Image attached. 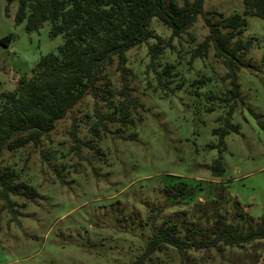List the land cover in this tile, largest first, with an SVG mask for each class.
I'll list each match as a JSON object with an SVG mask.
<instances>
[{
	"label": "rangeland",
	"instance_id": "374dc122",
	"mask_svg": "<svg viewBox=\"0 0 264 264\" xmlns=\"http://www.w3.org/2000/svg\"><path fill=\"white\" fill-rule=\"evenodd\" d=\"M17 6L0 0V38L12 35L0 43V91L30 76L40 57L62 43L47 22L32 31L25 21L15 24ZM202 9L169 47L170 30L152 18V37L126 53V73L115 60L100 73V95H84L40 143L2 150L0 171L13 170L14 183L35 195L5 200L0 185V264H127L161 229L183 236L193 224L209 228L215 213L231 221V197L254 225L264 221V21L245 17L241 38L251 40L245 61L255 68L236 70L239 95L225 97L227 69L212 48L202 58L191 52L208 34L204 16L242 14V0H203ZM159 39L164 49L152 59L149 49ZM168 65L172 76L161 75L170 81L163 90L156 73ZM122 81L138 103L132 124L106 118L117 111ZM217 127L228 130L224 148ZM216 158L224 167L218 177L210 168ZM244 221L237 215L235 224L246 230ZM263 243L188 249L183 256L163 245L145 264H264Z\"/></svg>",
	"mask_w": 264,
	"mask_h": 264
},
{
	"label": "trees",
	"instance_id": "16d2710c",
	"mask_svg": "<svg viewBox=\"0 0 264 264\" xmlns=\"http://www.w3.org/2000/svg\"><path fill=\"white\" fill-rule=\"evenodd\" d=\"M14 14L15 24L25 21L27 31L36 30L47 22L49 33L60 35L62 43L56 53L41 56L31 70L30 76H20L11 90L0 91V155L3 149L14 150L29 143L38 144L41 138L52 131L58 120L79 102L84 95H100L97 82L100 73L116 60L121 73L129 69L127 51L144 42L152 34L149 29L152 18L167 27L171 35L166 47L173 38L188 32L198 14H202L203 0H17ZM243 13L212 21L204 16L208 34L191 52V58L207 56L210 48L213 56L225 66L230 88L226 91L239 95L236 70L243 66L255 68L245 61L251 40H243L246 29V16H256L264 21V0H242ZM12 35L0 38L6 46ZM164 46L160 39L149 49L152 59L162 53ZM171 65L165 66L162 73L157 71V85L167 89L161 75L170 76ZM172 76V75H171ZM109 94L110 91L107 90ZM122 99L115 110L106 118L121 124H132L130 110L138 106L128 85L122 81L119 91ZM224 97V98H225ZM226 99V98H225ZM230 129L236 125L227 121ZM75 124L71 130L75 134ZM97 128L94 127V131ZM228 132L223 127L213 129L218 135L220 146L224 148V136ZM95 133V132H94ZM213 176H221L224 167L220 158L211 165ZM16 173L5 169L0 171L1 193L5 200L9 194L22 195L30 199L35 191L26 183H14ZM235 214L231 221L223 213H215L212 225L202 228L191 225L184 228V235H176L168 227L154 233L146 248L127 264H145L153 252L170 245L183 256L188 249H211L220 251L224 246L242 247L255 240H264V221L254 225V218L247 214L240 202L231 197ZM243 218L248 225L242 229L235 224L236 216ZM264 246V243H263Z\"/></svg>",
	"mask_w": 264,
	"mask_h": 264
}]
</instances>
